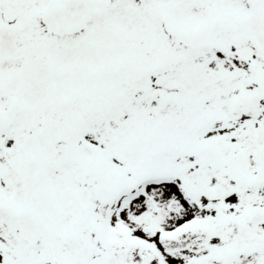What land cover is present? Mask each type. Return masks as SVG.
Here are the masks:
<instances>
[{"label": "snow or ice", "instance_id": "6c2138e0", "mask_svg": "<svg viewBox=\"0 0 264 264\" xmlns=\"http://www.w3.org/2000/svg\"><path fill=\"white\" fill-rule=\"evenodd\" d=\"M0 264H264V0H0Z\"/></svg>", "mask_w": 264, "mask_h": 264}]
</instances>
